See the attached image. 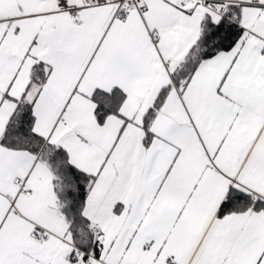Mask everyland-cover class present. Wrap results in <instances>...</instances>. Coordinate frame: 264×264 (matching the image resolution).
<instances>
[{"label":"snow or ice","instance_id":"obj_1","mask_svg":"<svg viewBox=\"0 0 264 264\" xmlns=\"http://www.w3.org/2000/svg\"><path fill=\"white\" fill-rule=\"evenodd\" d=\"M0 264H264V0H0Z\"/></svg>","mask_w":264,"mask_h":264}]
</instances>
